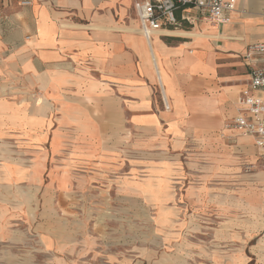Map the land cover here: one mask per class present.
Masks as SVG:
<instances>
[{"label":"crops","instance_id":"crops-1","mask_svg":"<svg viewBox=\"0 0 264 264\" xmlns=\"http://www.w3.org/2000/svg\"><path fill=\"white\" fill-rule=\"evenodd\" d=\"M134 2L0 0V243L32 233L53 264H182L168 253L141 260L138 245L113 248L92 237L94 202L172 196L168 180L125 177V166L136 169L120 161L118 144L93 140L118 138L126 123L130 147L148 155L186 154L193 134L206 144L248 90L245 54L264 43V0H237L226 25L197 15L149 39ZM104 103L107 115H95ZM28 153L37 156L31 163L13 157ZM146 182L155 193L162 187L156 197ZM183 184L187 202L202 196ZM250 217L253 229L262 227ZM156 219L175 222L167 209ZM239 262L247 263L243 254Z\"/></svg>","mask_w":264,"mask_h":264},{"label":"rangeland","instance_id":"rangeland-1","mask_svg":"<svg viewBox=\"0 0 264 264\" xmlns=\"http://www.w3.org/2000/svg\"><path fill=\"white\" fill-rule=\"evenodd\" d=\"M239 73L244 75L246 71ZM92 108L95 115H107L105 103ZM232 115L224 114L220 127L206 135V144L193 134L189 148L181 150L186 154L181 155L167 151L153 156L132 149L126 123L118 138L93 140L96 144H118L120 161L136 169L131 171V167L125 166V177L134 174L132 178L140 181L168 180L172 196L166 195L157 202L143 196L139 202L108 196V201L102 204L94 202L90 220L92 237L113 248L138 245L144 256L141 260L152 255L158 259L168 253L179 256L182 264H242L239 256L243 254L246 264H264V222L257 220L264 219V159L252 141L242 142L246 136L233 126L227 127ZM45 145L51 147V143ZM13 157L31 163L37 156L28 153ZM175 181L198 185L202 196L195 202H187L186 184L174 186ZM142 187L153 198L162 189L157 186L159 191L155 193L150 182ZM162 209L172 211L174 223L157 221V213ZM251 214L257 217L253 220L255 227L259 223L262 227L253 229ZM0 264H53V256L41 250L36 235L24 233L17 235L14 242L0 243Z\"/></svg>","mask_w":264,"mask_h":264},{"label":"built area","instance_id":"built-area-1","mask_svg":"<svg viewBox=\"0 0 264 264\" xmlns=\"http://www.w3.org/2000/svg\"><path fill=\"white\" fill-rule=\"evenodd\" d=\"M237 0H135L141 31L149 39L165 27L191 22L197 15L217 25H226L236 9ZM23 4H29L24 2ZM181 12V18L177 12ZM245 59L251 64L248 90L238 99L236 117L227 125L251 138L264 159V43L250 45Z\"/></svg>","mask_w":264,"mask_h":264},{"label":"bare ground","instance_id":"bare-ground-1","mask_svg":"<svg viewBox=\"0 0 264 264\" xmlns=\"http://www.w3.org/2000/svg\"><path fill=\"white\" fill-rule=\"evenodd\" d=\"M156 64V63H155Z\"/></svg>","mask_w":264,"mask_h":264}]
</instances>
